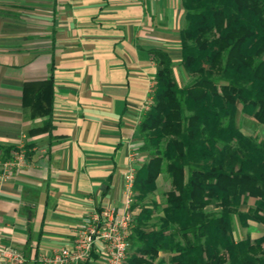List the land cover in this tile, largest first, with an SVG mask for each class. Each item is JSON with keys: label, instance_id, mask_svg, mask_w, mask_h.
<instances>
[{"label": "crops", "instance_id": "1", "mask_svg": "<svg viewBox=\"0 0 264 264\" xmlns=\"http://www.w3.org/2000/svg\"><path fill=\"white\" fill-rule=\"evenodd\" d=\"M184 13L182 0H0V174L18 148L27 158L0 182V242L26 264L73 245L102 206L125 209L151 50L180 61Z\"/></svg>", "mask_w": 264, "mask_h": 264}, {"label": "trees", "instance_id": "2", "mask_svg": "<svg viewBox=\"0 0 264 264\" xmlns=\"http://www.w3.org/2000/svg\"><path fill=\"white\" fill-rule=\"evenodd\" d=\"M182 5L178 64L188 81L170 52L151 50L157 71L139 125L144 161L124 264H264V234L236 236L237 225H264V141L238 122L242 111L264 126V0ZM163 173L172 188L162 206L150 196Z\"/></svg>", "mask_w": 264, "mask_h": 264}, {"label": "built area", "instance_id": "3", "mask_svg": "<svg viewBox=\"0 0 264 264\" xmlns=\"http://www.w3.org/2000/svg\"><path fill=\"white\" fill-rule=\"evenodd\" d=\"M153 100L151 98L150 105ZM27 163L26 150L18 148L12 160L4 163L0 182L12 177L14 167ZM137 168L131 166L124 175L125 209L108 204L84 218L75 232L73 245L62 247L53 253L44 252L41 264H83L98 254L101 264H124L131 248L130 235L134 227V184ZM27 258L18 248L0 242V264H26Z\"/></svg>", "mask_w": 264, "mask_h": 264}, {"label": "rangeland", "instance_id": "4", "mask_svg": "<svg viewBox=\"0 0 264 264\" xmlns=\"http://www.w3.org/2000/svg\"><path fill=\"white\" fill-rule=\"evenodd\" d=\"M175 66H176V74H177L178 80L182 85H184L185 83H187L188 78L185 75H183L178 62L175 63ZM238 122L246 134L255 136L259 138L260 140L264 141V126L260 124L258 121H256V119L240 111L238 115ZM158 183H159V187L157 191L150 196V199H156L163 206L165 205V193L172 188L171 180L167 174L163 173L160 176ZM253 203H254V199L251 198L249 200L248 206L252 205ZM248 206H245V208H248ZM250 224L251 225L245 229H242L239 227V225H237L236 236L238 239L243 238L248 235L257 236V235L264 233L263 224H259L254 221H251ZM161 256L166 257V258L169 257V255L166 253H162Z\"/></svg>", "mask_w": 264, "mask_h": 264}]
</instances>
